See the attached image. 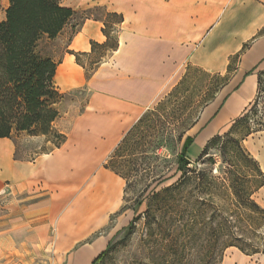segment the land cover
<instances>
[{
    "label": "crops",
    "instance_id": "0c3cea01",
    "mask_svg": "<svg viewBox=\"0 0 264 264\" xmlns=\"http://www.w3.org/2000/svg\"><path fill=\"white\" fill-rule=\"evenodd\" d=\"M66 7L120 15L117 49L88 78L73 55L58 65L68 60L64 80L76 81L67 90L88 94L72 124L55 127L65 136L59 148L19 159L13 140L0 139V259L91 264L129 222L120 211L125 183L104 164L139 118L189 67L228 78L204 109L214 106L217 132L247 109L264 70V0H77ZM102 28L100 19H85L67 51L89 56L91 42H106Z\"/></svg>",
    "mask_w": 264,
    "mask_h": 264
},
{
    "label": "trees",
    "instance_id": "16d2710c",
    "mask_svg": "<svg viewBox=\"0 0 264 264\" xmlns=\"http://www.w3.org/2000/svg\"><path fill=\"white\" fill-rule=\"evenodd\" d=\"M63 1L8 0L4 19L0 21V139H11L21 134L28 137H46L54 148H59L65 142V136L53 129V123L60 117L58 106L64 99V94H61L53 83L60 62H55L44 55L40 48L43 40L56 39L76 16V12L64 6ZM105 14L109 21L101 20L103 23L101 33L106 42L103 45L90 43V55L96 50L102 53L93 63L94 68L85 73L87 78L106 52L117 49L115 33L117 26L122 22V17L114 13ZM90 18L92 17L85 16L82 22ZM67 53L73 55L76 64L83 68L79 57L86 55ZM263 75L264 70L257 74L256 95ZM227 79H224L223 86L227 84ZM214 95L204 102L205 106L213 101ZM256 95L241 116L230 123L225 133H218L205 143L193 165L186 159L183 150L172 175L152 180L151 184L145 187L137 198L136 205L141 206L143 201L141 198L148 192L150 186L154 185L147 194L143 213L148 226L156 214H159L166 229H172V224L180 220L184 222L181 228L195 227L201 232L204 225L201 219L207 215L205 207H208L211 213L206 225L213 237L223 233L228 238L225 248H235L246 256L256 254L264 256V243L260 242L261 237L255 235L250 237L244 231H241L240 236L237 235L241 230L238 227L240 223L244 224L246 231L252 226H264V210L253 200V196L264 187V174L256 160L241 145L243 139L253 133L246 126ZM172 97L169 95L170 99ZM165 105L166 103L162 102L155 109L147 110L124 135L104 164L105 169L126 182V187L130 184L129 175L139 166L149 170L145 162L149 149L155 150L156 147L168 149L172 140L179 143L182 141L184 134L170 128L177 123H174L173 114L167 113L164 109ZM197 121L198 117L189 129L194 127ZM236 131L244 133L236 137ZM212 149L218 152L220 157L218 164L209 155ZM213 168H216L218 177L212 174ZM219 175L224 177L220 178ZM159 186L162 188L156 190ZM221 190L225 199L229 201V209L222 221L219 220L216 209L212 207L214 199L219 196L217 192ZM183 192L186 196L179 200ZM198 196L207 197L210 205L198 203L196 200ZM240 210L248 215L242 219L238 218L236 215ZM138 217L139 215L135 214L129 222L124 232L125 237L132 233ZM110 247L111 242L91 264H99Z\"/></svg>",
    "mask_w": 264,
    "mask_h": 264
},
{
    "label": "rangeland",
    "instance_id": "374dc122",
    "mask_svg": "<svg viewBox=\"0 0 264 264\" xmlns=\"http://www.w3.org/2000/svg\"><path fill=\"white\" fill-rule=\"evenodd\" d=\"M76 4L77 0H65L66 6L75 7ZM7 6L8 0H0V21L4 19V11ZM85 16L100 20L106 19L105 11L101 8H93L87 12L77 11L75 18L56 39L43 40L41 42L40 48L43 54L50 57L53 61L61 63L68 52L67 47L73 37V32L78 30ZM106 20L109 21V19ZM101 53L102 51L96 50L92 55L79 57V62L83 66L85 73H89L94 68L93 63L97 61ZM225 78L227 76L209 75L188 67L185 69L181 81L169 93L163 94L149 109L151 111L159 103H166L164 109L167 113L173 114L174 123H177L171 125L170 128L176 129L178 132L181 131L184 135L180 143L172 140L168 149L163 147H156L157 149L155 150L153 148L149 149L147 160L145 161L149 170H144L148 168L139 166L129 175L131 177L129 186L126 187L127 184L124 181L122 214L129 222L135 214L139 215V217L134 224L132 233L128 237L124 236L128 225L115 236L111 241L108 253L99 264H264V256L262 254L246 256L237 249L236 252L235 248H225L228 238L223 233L218 234L217 237H213L210 234V230L206 225L211 213L208 207H205L207 215L205 214V217L201 219V223H204L203 229L198 232L195 227H192L193 229L191 227L189 229L181 228L184 222L180 220L172 224V229H166L159 214H156L155 219L150 221V226L147 225L143 213L147 202V194L154 185H151L148 192L141 198L143 199L141 206L137 207L136 205L137 198L145 187L151 184L152 180H157L159 177H167V175L174 173L180 153L183 150L185 151L186 159L193 165L206 139L213 134L218 132L223 134L228 130L230 124L217 132L214 129L216 125L215 122L213 123L216 114L212 112L213 110L215 111L214 106L204 112V109L210 104L205 106L204 102L212 95L215 94L214 96H216L222 90ZM260 82L255 104L248 116V126H246L253 133L243 139L241 145L256 160L264 174V75L261 77ZM53 83L58 91L64 94V99L58 106L60 113L58 119L60 120L56 122V125H53V129L62 134L59 128L55 127L67 129L74 118L83 112L88 102V94L85 88L67 90L76 84L75 80L72 81V85H68L65 82L68 87L64 90L58 84H55L54 81ZM175 89L177 90L176 92ZM169 95L173 97L170 99ZM197 117L199 121L194 127L189 129V126ZM243 133L244 131H236V137H240ZM32 138L34 137H28L25 134L11 138L15 143V156L17 158L30 160L41 152L54 148L46 137L39 140ZM209 155L217 164L220 162L217 150H210ZM138 162L140 163V161ZM213 169L212 174L218 177L215 172L216 168ZM219 177L223 178L224 176L219 175ZM177 178L178 176L175 177V179ZM161 188L162 186H159L156 190ZM217 194L219 196L214 199L212 207L216 209L217 216L222 221L226 217L227 209H229V201L225 199L222 190L217 192ZM185 196L186 193L183 192L178 199L181 200ZM196 200L198 203L210 205L208 198L205 196H198ZM253 200L260 209L264 210V190L255 194ZM246 215L248 213L240 210L236 216L242 219ZM243 225V223H240L238 226L241 229L240 231L238 230V236H240L241 231H244L250 237L252 235L261 237L262 240L260 242L264 243L263 225L252 226L247 231ZM27 256L8 255L6 258L0 259V264H35L27 259Z\"/></svg>",
    "mask_w": 264,
    "mask_h": 264
},
{
    "label": "bare ground",
    "instance_id": "6f19581e",
    "mask_svg": "<svg viewBox=\"0 0 264 264\" xmlns=\"http://www.w3.org/2000/svg\"><path fill=\"white\" fill-rule=\"evenodd\" d=\"M77 39H79V38H77ZM79 45H80V43H79ZM76 47V46H75ZM80 47V46H79ZM68 60H65L63 63H62V65L60 66V67H58V69H57V72H56V76H55V78H54V82H55V84H58L60 87H61V89H66L68 86H67V84L65 83V80H64V71H67L69 68H68ZM198 146V145H197ZM236 250V249H235ZM236 252H237V250H236ZM238 255V254H237ZM235 258V257H234ZM225 264V263H224Z\"/></svg>",
    "mask_w": 264,
    "mask_h": 264
}]
</instances>
